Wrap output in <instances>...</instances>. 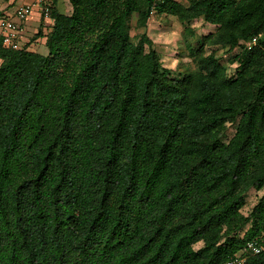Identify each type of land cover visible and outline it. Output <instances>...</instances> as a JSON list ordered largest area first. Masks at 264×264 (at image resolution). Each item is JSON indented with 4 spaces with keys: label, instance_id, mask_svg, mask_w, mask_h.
<instances>
[{
    "label": "trees",
    "instance_id": "trees-1",
    "mask_svg": "<svg viewBox=\"0 0 264 264\" xmlns=\"http://www.w3.org/2000/svg\"><path fill=\"white\" fill-rule=\"evenodd\" d=\"M186 1L47 0L20 48L0 36V264H225L264 241V0ZM152 11L242 41L236 72L171 76L130 34Z\"/></svg>",
    "mask_w": 264,
    "mask_h": 264
},
{
    "label": "rangeland",
    "instance_id": "rangeland-1",
    "mask_svg": "<svg viewBox=\"0 0 264 264\" xmlns=\"http://www.w3.org/2000/svg\"><path fill=\"white\" fill-rule=\"evenodd\" d=\"M182 4H187L186 0H177ZM40 21L30 18L26 21L27 28L23 31L26 40L32 38L35 34ZM130 34L133 42L137 43L140 36L147 34L153 41L155 49L159 52V56L163 67L170 71L173 77H180L184 74L193 73L200 69L201 58L214 55L226 67V73L233 75L238 67L235 55L242 50V41L240 45L231 48L216 44L207 35L217 31V26L206 22L202 17L193 20H180L176 15L164 13H152L147 26H138V15L134 14L130 21ZM44 38L32 46L33 51L46 52L44 46ZM201 51L197 52L198 49ZM195 53V54H194ZM199 53V55H197ZM228 140L235 131V124L228 123L227 129ZM263 190L252 188L245 193L246 204L241 212L245 215L251 210L254 204L262 195ZM201 246L198 243L196 247Z\"/></svg>",
    "mask_w": 264,
    "mask_h": 264
},
{
    "label": "built area",
    "instance_id": "built-area-1",
    "mask_svg": "<svg viewBox=\"0 0 264 264\" xmlns=\"http://www.w3.org/2000/svg\"><path fill=\"white\" fill-rule=\"evenodd\" d=\"M46 1L39 0L38 4L44 18L49 19L51 10L48 5H44ZM36 11V6L31 3L19 0H0V36L5 46L12 49L20 48L23 40L21 24L32 18ZM256 41L257 38H253L246 42V45L251 48ZM250 255L264 256L263 240L258 238L248 240L243 248V253L229 257L225 264H246Z\"/></svg>",
    "mask_w": 264,
    "mask_h": 264
},
{
    "label": "crops",
    "instance_id": "crops-1",
    "mask_svg": "<svg viewBox=\"0 0 264 264\" xmlns=\"http://www.w3.org/2000/svg\"><path fill=\"white\" fill-rule=\"evenodd\" d=\"M19 1L34 4L36 6L37 11L32 18L37 19L39 21L41 20V10H40V6L38 4L39 0H19ZM57 7H58L59 11H61L63 13H70L72 10V7H71L70 3L68 2V0H57ZM21 26H22L21 32L23 33V31L26 30V28H27L26 21L24 23H22ZM23 35H24V33H23Z\"/></svg>",
    "mask_w": 264,
    "mask_h": 264
}]
</instances>
